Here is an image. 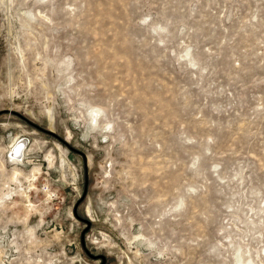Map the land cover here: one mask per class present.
Masks as SVG:
<instances>
[{"label":"rangeland","instance_id":"1","mask_svg":"<svg viewBox=\"0 0 264 264\" xmlns=\"http://www.w3.org/2000/svg\"><path fill=\"white\" fill-rule=\"evenodd\" d=\"M0 264H264V0H0Z\"/></svg>","mask_w":264,"mask_h":264},{"label":"bare ground","instance_id":"2","mask_svg":"<svg viewBox=\"0 0 264 264\" xmlns=\"http://www.w3.org/2000/svg\"><path fill=\"white\" fill-rule=\"evenodd\" d=\"M22 148H23V146H22V144H17V143H15L14 145H13V148H12V156L14 157L13 159L14 160H18L19 159V157L24 153V151L22 150Z\"/></svg>","mask_w":264,"mask_h":264},{"label":"water","instance_id":"3","mask_svg":"<svg viewBox=\"0 0 264 264\" xmlns=\"http://www.w3.org/2000/svg\"><path fill=\"white\" fill-rule=\"evenodd\" d=\"M47 131L50 132V133H52V134H54V135H56L57 137L60 138V136H59L58 134H56L54 131H52V130H48V129H47ZM67 144H68V143H67ZM68 145H69V144H68ZM69 147L75 149V148L72 147L71 145H69ZM101 256H102V258L104 259V256H103V255H101Z\"/></svg>","mask_w":264,"mask_h":264}]
</instances>
